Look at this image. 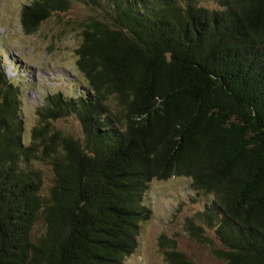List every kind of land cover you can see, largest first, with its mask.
Instances as JSON below:
<instances>
[{
    "label": "trees",
    "instance_id": "1",
    "mask_svg": "<svg viewBox=\"0 0 264 264\" xmlns=\"http://www.w3.org/2000/svg\"><path fill=\"white\" fill-rule=\"evenodd\" d=\"M31 0L25 33L73 3L85 87L45 97L24 140L0 65V264H123L152 179L210 199L184 229L224 264H264V0ZM74 117L80 137L55 126ZM49 165L48 191L33 163ZM168 264H200L162 236Z\"/></svg>",
    "mask_w": 264,
    "mask_h": 264
},
{
    "label": "rangeland",
    "instance_id": "2",
    "mask_svg": "<svg viewBox=\"0 0 264 264\" xmlns=\"http://www.w3.org/2000/svg\"><path fill=\"white\" fill-rule=\"evenodd\" d=\"M31 0H0V65L7 77L20 88L24 140L37 124L36 108L45 97L57 91L76 94L85 87L78 71L76 49L80 42V23L98 12L79 3L70 10L43 21L36 32H24L20 13ZM206 5L211 2L204 0ZM55 126L74 137L80 127L74 117L57 120ZM43 178V193L52 183L53 173L43 162L33 163ZM210 199L195 195L186 177L152 179L144 203L151 217L140 226L136 251L124 258L123 264H168L164 259L162 236L173 239L178 250L200 264H224L209 253V247L195 241L184 229L185 218L191 216Z\"/></svg>",
    "mask_w": 264,
    "mask_h": 264
}]
</instances>
